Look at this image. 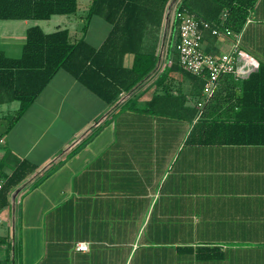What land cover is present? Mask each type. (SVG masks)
I'll return each mask as SVG.
<instances>
[{
    "label": "crops",
    "instance_id": "1",
    "mask_svg": "<svg viewBox=\"0 0 264 264\" xmlns=\"http://www.w3.org/2000/svg\"><path fill=\"white\" fill-rule=\"evenodd\" d=\"M91 2L46 19H0V51L20 57L36 25L100 48L112 25L86 19ZM170 2L139 48L156 70L133 90L108 103L60 69L18 117L20 101L0 103V181L22 162L34 167L0 207V264H264V143L205 142L196 128L228 115L243 80L225 75L204 100L206 80L173 49ZM236 32L264 63V0ZM202 34L206 52L232 46L231 37ZM133 60L122 55L125 67Z\"/></svg>",
    "mask_w": 264,
    "mask_h": 264
},
{
    "label": "trees",
    "instance_id": "2",
    "mask_svg": "<svg viewBox=\"0 0 264 264\" xmlns=\"http://www.w3.org/2000/svg\"><path fill=\"white\" fill-rule=\"evenodd\" d=\"M166 1L92 0L86 19L100 15L112 25L108 37L98 49L85 38L70 42L67 29L45 33L37 25L30 27L20 57L10 58L0 51V103L4 100L20 101L18 117L60 69L69 72L108 103L121 90H133L156 70V58L142 53L139 48L147 23L158 21ZM254 2L183 0L181 7L201 20L227 26L236 32L242 27L247 8ZM76 9L77 0H0V19H46L54 13H73ZM225 9L228 16L222 22L220 15ZM126 52L134 54L130 67L122 63V55ZM227 75L235 79L232 74ZM234 106H239L240 111H231ZM230 108L226 116L196 124L197 129L201 127L202 141L264 143V63L258 61L257 70L243 80L242 96L236 98ZM33 168L22 162L3 181L0 207L6 204L8 192Z\"/></svg>",
    "mask_w": 264,
    "mask_h": 264
},
{
    "label": "built area",
    "instance_id": "3",
    "mask_svg": "<svg viewBox=\"0 0 264 264\" xmlns=\"http://www.w3.org/2000/svg\"><path fill=\"white\" fill-rule=\"evenodd\" d=\"M183 0H171L165 15L172 14L173 49L178 53V60L186 71L202 76L206 80L204 87V100L210 99L219 86L220 80L227 74L235 79L244 80L258 68L257 59L240 47L239 33L227 26H217L208 21L199 19L187 8H182ZM210 29L217 36L232 38V46L228 52L214 54L206 52L203 48L202 29ZM203 102H198L201 107ZM2 182L0 181V188ZM86 241L76 243V249L86 251Z\"/></svg>",
    "mask_w": 264,
    "mask_h": 264
},
{
    "label": "rangeland",
    "instance_id": "4",
    "mask_svg": "<svg viewBox=\"0 0 264 264\" xmlns=\"http://www.w3.org/2000/svg\"><path fill=\"white\" fill-rule=\"evenodd\" d=\"M151 24L150 23H147L146 27H149ZM13 105H15V107L18 105V103H13ZM12 107V106H11ZM14 114V110L11 111V115ZM12 116L8 117L9 119H11Z\"/></svg>",
    "mask_w": 264,
    "mask_h": 264
}]
</instances>
